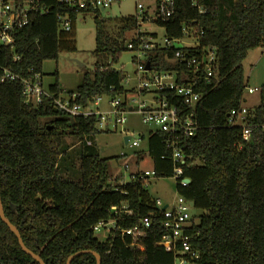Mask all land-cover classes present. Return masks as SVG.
Wrapping results in <instances>:
<instances>
[{
    "label": "trees",
    "instance_id": "1",
    "mask_svg": "<svg viewBox=\"0 0 264 264\" xmlns=\"http://www.w3.org/2000/svg\"><path fill=\"white\" fill-rule=\"evenodd\" d=\"M151 1L157 7L161 0ZM44 4L50 13L32 15L25 27L14 32L13 47L0 48V198L6 218L45 264H67L71 256L86 251L99 254L101 264H175V251L162 244L161 213L142 173L126 185L112 183L109 160L102 159L95 146L101 133L97 118L71 116L48 98L40 106H29L21 81L2 79L5 70L26 78L33 69L42 76L45 61H56L62 52H76L75 23L80 15L93 14L95 70L86 72L76 93L69 96L77 94L74 104L78 105L105 95L111 100L126 97L123 76L112 66L127 51L126 32L140 29L139 17H125L122 27L111 31L108 25L115 20L104 19L102 11L90 4L85 9L59 0H44ZM59 14L70 17L71 31L60 28ZM148 20L163 28L168 40L193 37L198 46L180 50L187 59L208 48L216 52L213 78L200 80L197 87L202 95L195 110L198 132L191 138L179 135L178 140L185 161L179 165L190 184L177 185V192L203 212L193 216L192 226L185 231L199 256L187 260L190 264H264V130L260 127L264 85L260 104L251 109L250 124L255 126L251 141L243 139L239 127L228 125L229 114L245 103L243 62L250 51L264 47V0H175L171 18L163 20L155 11L153 19L144 13L143 21ZM141 38L158 39V35L139 32L132 40L135 48ZM177 51L173 47L151 51L149 61L158 70H187L186 61L175 59ZM15 57L19 59L14 61ZM54 77L48 91L59 98L58 72ZM161 96L189 112L182 98L167 92ZM121 107L126 108L124 100ZM165 137L159 130L151 131L147 154H137L138 164L150 157L155 178L173 177V150ZM68 138L77 145L69 144ZM78 173V181L70 177ZM151 213L153 223L143 237L136 240L122 232L141 227L142 219ZM101 222L104 228L111 226L103 242L95 236ZM0 264H40L22 250L1 217ZM71 264H97V259L86 252Z\"/></svg>",
    "mask_w": 264,
    "mask_h": 264
},
{
    "label": "built area",
    "instance_id": "2",
    "mask_svg": "<svg viewBox=\"0 0 264 264\" xmlns=\"http://www.w3.org/2000/svg\"><path fill=\"white\" fill-rule=\"evenodd\" d=\"M64 4L71 7H78L85 9L89 6L94 9H107L110 8L113 0H92L88 3V0H59ZM175 0H161L156 7V13L163 20L169 19L174 14ZM137 9L144 10L143 5L137 4ZM49 7L45 6L44 0H0V48L13 47L14 45V32L17 29L25 27L30 20V17L34 14H49ZM59 25L64 31L72 30V21L67 15H58ZM186 36L189 35L188 31L184 29ZM139 44L135 48L133 41L129 44L130 50H135L138 54H142L145 57V61L138 60V72L142 75L139 79V85L134 93L140 98L144 94H153L149 103L141 99L138 100V107L134 110L130 108V111H134L143 117V121L147 124H151L157 127V130L166 135L164 142L173 150V178L176 179L177 185L180 187H187L190 184V179L184 176V170L179 165H184L183 149L179 147V135L186 138L194 137L198 132V124L195 120V110L202 99L201 93L197 90L200 80H207L210 82L214 76L216 52L213 48H208L199 56L193 55L189 59L180 50L183 47L181 40H168L164 38L163 43L158 42L157 39L149 38L145 40L141 38L138 40ZM194 44L189 46L195 48L198 46L196 40H193ZM175 44H181L182 48L177 49ZM175 48L179 51L175 53V59L180 61H186L188 69H176L171 72L158 70L152 67L151 61H149V52L155 50L166 49L170 50ZM19 57H15L14 61H17ZM149 63V68H147ZM32 75L23 78L18 75H13L9 71L5 70V75L2 78L19 79L23 86V97L25 104L29 106H40L43 103L44 98L51 99L54 105L71 116L90 117L94 116L98 121V130L102 127L107 128V113L101 112L99 109H95L94 106H99L101 97L89 102L86 105L74 104L78 95L73 94L68 97L56 98L48 90L43 87V79L39 73H34L33 69L30 70ZM181 77V84L178 83V79ZM248 93L253 94L256 91H260L259 88L248 87ZM171 93L174 97H180L183 100L184 105L189 112L185 114L184 111L179 110V106L171 102L170 98H163L161 94ZM112 114L114 116V127L122 126L125 124L126 119L123 117L126 114V108H122V99L111 100ZM134 101V99H132ZM127 104V102H126ZM253 117L252 110L242 106L238 109H234L229 114L228 125L230 127H239L242 130V137L245 141L249 142L252 139V129L255 127L250 124V120ZM258 127V126H257ZM264 130V124L262 126ZM131 147H139V140L132 141L130 139L128 143ZM155 178L156 174L154 169L149 172L146 171L141 174V178L144 181H148L150 178ZM190 201L186 200L182 196H178L177 201L171 205L164 206L160 200H156V206L161 213V226L165 230V234L162 237V244L165 248L175 251L176 261L175 264H190L187 258L197 260L198 254L195 252L189 243L188 238L185 236V231L192 226L193 216L190 213L191 206ZM130 213V212H129ZM153 214H149L141 221V227H136L129 230H122L126 235L132 236L134 239H139L145 235V230L149 229L153 223ZM106 224L101 222L95 230L104 228ZM114 226V225H113ZM115 227V226H114Z\"/></svg>",
    "mask_w": 264,
    "mask_h": 264
},
{
    "label": "rangeland",
    "instance_id": "3",
    "mask_svg": "<svg viewBox=\"0 0 264 264\" xmlns=\"http://www.w3.org/2000/svg\"><path fill=\"white\" fill-rule=\"evenodd\" d=\"M137 4L143 5L144 10L137 9ZM101 10V9H100ZM156 11V5L151 0H113L110 8L102 11L104 19H113L114 23L108 25L111 31L118 30L122 27L121 20L125 17L138 16L140 31L142 33H156L158 35V42L163 43L164 30L156 25L152 20L143 21L144 13L153 19ZM137 31L135 29L126 32L124 41L127 51L123 52L119 58V61L113 64V69L121 72L123 76L122 86L128 92L126 97L121 98L126 104V122L122 126L114 127V116L112 114L111 98L109 96H102L99 101V106H94L95 109H99L103 113H107L108 127H102L101 133L95 138V146L98 149V153L102 159H108V168L111 176V181L115 185H126L131 182L132 176L137 173H144L146 171L151 172L153 170L152 160L148 155L137 163V154L139 152H148V136L151 131H156L157 127L151 124H147L143 121V117L134 111H130V108L134 110L138 107V100L141 99L149 103L153 94H144L140 98L134 90L139 85V79L142 75L138 72V60L145 61V57L142 54H138L135 50L129 49V44L136 38ZM76 49L74 53L62 52L59 58L55 60L45 61L42 67V81L43 87L47 91L48 88L54 84V74L58 72L59 84L62 89L61 97H68L69 93H76L77 88L81 85L83 76L86 72L92 74L95 70L97 59L93 52L96 49V24L93 14L80 15L75 23L74 28ZM193 37L184 38L181 40L183 47H189L194 44ZM261 50L264 49L260 48ZM253 53L249 52L247 58L243 62L247 88L244 92V97L247 101L243 104L249 109H254L260 104V93L256 91L253 94L248 93V87L261 88V84H255L254 80L264 79V60L255 67L252 78L248 75L252 67H250V58ZM104 63H108L104 60ZM264 85V84H263ZM134 99V101H132ZM125 137H130L132 141L139 140V147H131L129 144H125ZM69 144H75L76 140L68 138ZM70 162V161H69ZM68 162V163H69ZM71 167L72 165L69 164ZM72 179L78 181L80 179L79 173ZM146 190L149 192L153 200H160L162 206L173 204L178 199L177 181L175 178H150L145 182ZM190 213L192 216L198 217L203 215V212L196 208H191ZM111 226L107 228H101L95 232V236L100 241H106L109 236V230Z\"/></svg>",
    "mask_w": 264,
    "mask_h": 264
},
{
    "label": "water",
    "instance_id": "4",
    "mask_svg": "<svg viewBox=\"0 0 264 264\" xmlns=\"http://www.w3.org/2000/svg\"><path fill=\"white\" fill-rule=\"evenodd\" d=\"M101 11H104V9H101ZM175 47H176L177 49H181V48H182V45H181V44H175ZM149 65H150V64L147 63V65H146L147 68H149ZM130 139H131L130 137H125V144H128L129 141H130ZM191 206L194 207V204L191 203ZM166 207H167V206H164L163 210H165ZM0 217H1L2 221H3V222H4V223L10 228V230L13 231V232L16 234V236H17V238H18V241H19V244H20L22 250H23L24 252H26L27 254L31 255V256H32L36 261H38L40 264H45L44 261H43L38 255L34 254L32 251H30V250L25 246V244H24V242H23V240H22V237H21L20 232L18 231V229H17L13 224H11V223L8 221V219L6 218L5 213H4V208H3V205H2L1 198H0ZM86 252L92 253V254L96 257V259H97V264H101V257H100L99 254H97L96 252H93V251H86ZM86 252H78V253H76L75 255L71 256V257L68 259L67 264H71L72 260H73L75 257L81 255L82 253H86Z\"/></svg>",
    "mask_w": 264,
    "mask_h": 264
},
{
    "label": "crops",
    "instance_id": "5",
    "mask_svg": "<svg viewBox=\"0 0 264 264\" xmlns=\"http://www.w3.org/2000/svg\"><path fill=\"white\" fill-rule=\"evenodd\" d=\"M141 29V28H140ZM140 29L139 30H137V34H136V36L138 35V33L139 32H141L140 31ZM137 38V37H136ZM133 39H135V38H133ZM251 53H253L252 54V56H251V58H250V60H249V62H250V67H252V69L250 70V73H249V77L250 78H252V76H253V73H254V71H255V67H257L259 64H261V62L264 60V49H255V50H252V51H250ZM244 66V65H243ZM245 70V69H244ZM254 83L255 84H261L262 86H263V84H264V79H256V80H254ZM247 101V99H245L244 100V102H246ZM144 160V159H143ZM142 160V161H143Z\"/></svg>",
    "mask_w": 264,
    "mask_h": 264
}]
</instances>
